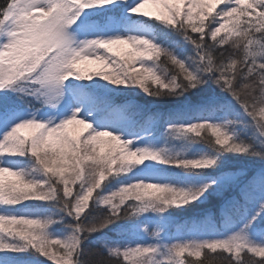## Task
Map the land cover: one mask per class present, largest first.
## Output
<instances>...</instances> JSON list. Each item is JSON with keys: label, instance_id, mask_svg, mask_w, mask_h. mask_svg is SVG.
Masks as SVG:
<instances>
[{"label": "snow or ice", "instance_id": "snow-or-ice-1", "mask_svg": "<svg viewBox=\"0 0 264 264\" xmlns=\"http://www.w3.org/2000/svg\"><path fill=\"white\" fill-rule=\"evenodd\" d=\"M210 200L219 224L169 235ZM90 242L264 264V0H0V264H85Z\"/></svg>", "mask_w": 264, "mask_h": 264}, {"label": "trees", "instance_id": "trees-1", "mask_svg": "<svg viewBox=\"0 0 264 264\" xmlns=\"http://www.w3.org/2000/svg\"><path fill=\"white\" fill-rule=\"evenodd\" d=\"M163 126H160L156 131L157 142L161 146L164 144L163 140ZM237 164H247L249 167H257L258 165L253 161L238 160ZM172 221L168 226V231L177 229L181 234L187 232V228L195 222L203 220L207 217L209 220L219 224L222 220L221 205L216 200H210L207 204L199 205L195 208L189 207L186 210L173 209L170 210ZM85 264H117L115 258L108 257L102 249L95 243H88L84 248V256L82 257ZM187 259H194L186 257ZM202 259H206L207 264H225L221 256L206 253Z\"/></svg>", "mask_w": 264, "mask_h": 264}, {"label": "rangeland", "instance_id": "rangeland-1", "mask_svg": "<svg viewBox=\"0 0 264 264\" xmlns=\"http://www.w3.org/2000/svg\"><path fill=\"white\" fill-rule=\"evenodd\" d=\"M145 10H152V6L151 5L146 6ZM126 47L127 46H122V48H126ZM81 67L84 68L86 71H96V70H99V68H100L99 65L91 64V63L82 64ZM80 128H81L80 125H73V126H70L69 131L74 134L76 132H79ZM22 134L27 135L28 130H24V132ZM171 221H172V218H171ZM146 224L149 227H155V221L152 219H149L148 221H146ZM188 234H189L188 232L181 234L179 231H177V229H173L172 231L169 232V235H171V236H186Z\"/></svg>", "mask_w": 264, "mask_h": 264}]
</instances>
